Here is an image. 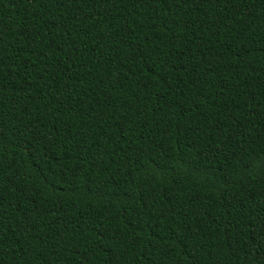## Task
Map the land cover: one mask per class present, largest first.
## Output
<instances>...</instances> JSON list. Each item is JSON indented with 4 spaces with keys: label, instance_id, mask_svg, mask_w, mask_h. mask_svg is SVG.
I'll use <instances>...</instances> for the list:
<instances>
[{
    "label": "trees",
    "instance_id": "1",
    "mask_svg": "<svg viewBox=\"0 0 264 264\" xmlns=\"http://www.w3.org/2000/svg\"><path fill=\"white\" fill-rule=\"evenodd\" d=\"M0 264H264V0H0Z\"/></svg>",
    "mask_w": 264,
    "mask_h": 264
}]
</instances>
